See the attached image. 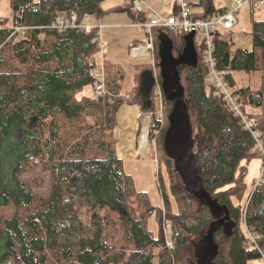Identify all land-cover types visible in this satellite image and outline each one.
Here are the masks:
<instances>
[{"label":"trees","instance_id":"trees-1","mask_svg":"<svg viewBox=\"0 0 264 264\" xmlns=\"http://www.w3.org/2000/svg\"><path fill=\"white\" fill-rule=\"evenodd\" d=\"M104 1L11 0V24L0 18V264H197L189 255L197 252L216 219L208 205L185 189L166 153L173 102L162 90L163 117L157 115L160 73L148 103L144 74L154 72L151 64H136L129 90L120 63L105 58L103 80L96 76L102 49L98 30L86 32L81 26L84 15L100 20L109 12L125 11L134 22L146 18L131 3L106 10ZM191 6L200 8L195 12L200 17L226 8L216 7L215 0H197ZM73 13L78 26L53 25L57 17ZM160 32L173 40L175 56L182 52L186 35L154 29L158 66ZM252 37L251 49L234 48L217 32L214 55L240 98L261 108L250 116L264 129V18L252 20ZM195 44L198 65L178 67L189 121L193 129L197 126L194 154L206 190L237 223L231 235L222 227L215 231L219 253L214 261L249 264L261 253L250 245L247 229L259 235L264 251V182L253 192L246 182L247 164L260 154L251 133L213 93L209 67ZM235 72L256 73L259 84L237 87ZM89 86L96 92L85 94ZM124 104L153 113L150 137L160 143L164 155L159 164L165 163L169 178L167 189L160 172L163 207L136 189L117 153L114 129ZM154 214L157 235L148 228ZM166 220L172 223V246Z\"/></svg>","mask_w":264,"mask_h":264},{"label":"rangeland","instance_id":"rangeland-1","mask_svg":"<svg viewBox=\"0 0 264 264\" xmlns=\"http://www.w3.org/2000/svg\"><path fill=\"white\" fill-rule=\"evenodd\" d=\"M147 5L151 9H159L163 13H168L169 8L166 7L163 0H145ZM192 3L197 2V0H188ZM232 0H215L216 7H231ZM193 7V6H192ZM197 11L195 7H193V12ZM13 11L11 8V0H0V18L3 20H7L8 23L11 24ZM92 17V16H91ZM237 22L231 29H220L219 35L231 41L235 47H243L251 49L253 47V37H252V20L257 18H264V5L255 2H246L236 14ZM98 21L95 17L90 19V24H92V30L97 29L99 35V44L101 45V25H94L92 22ZM91 30V31H92ZM138 33L143 36V41L146 40V33L142 30L137 29ZM116 41V42H115ZM197 41L200 42V34L197 35ZM106 43V44H105ZM103 51L106 52L109 47L108 42H104ZM111 44L113 45L112 49L120 48V41L116 38V40L112 41ZM140 45V44H138ZM200 48V45L198 46ZM102 54V51H101ZM99 55V57L101 56ZM152 61H154V74L158 75L160 73V68L158 66V58H157V50L155 44V52L153 56H151ZM151 59L144 60V63L151 64ZM133 59L127 57L125 62L122 63L123 68L126 72V80H125V89L129 90L132 87V76L135 69L133 65ZM97 72H100L104 76L103 67L97 65ZM258 74L254 73H245V72H235L234 78L236 80V86H257L259 84ZM103 79V77H101ZM159 79V77H158ZM162 84L158 81L157 90L160 91L162 89ZM145 90V97L147 98V103L149 102V90L147 87H144ZM96 92L92 86L85 88L84 93L93 94ZM83 93L79 94L81 96ZM159 94V93H158ZM137 106V105H135ZM134 104H124L120 107L117 113V126L114 129V138L116 140V150L117 153L122 157L124 161V169L125 171L133 177L135 187L139 191H144L148 193L150 196L153 204L163 207V192L161 188L160 182V172L162 178L164 179V183L168 189L169 178L167 174V169L165 163H160L158 158H161L160 155H164L160 143L158 140L153 139L150 137V128L152 123V116L153 113L151 111H145L140 108V106L135 107ZM131 110H134L136 113H131ZM156 110L158 111V116L163 117V101L161 100V96H157L156 98ZM134 116L138 117V133L135 135V130L133 131L131 126H128L129 122L134 120ZM148 120V122H147ZM147 125V146L144 148L142 145L143 142V135L145 132V128ZM192 130H196L197 126L194 124L191 125ZM142 149V150H141ZM262 166V159L261 156H255L248 164V174L246 177V182L248 185V190H252L253 184L256 182L260 175ZM250 197V196H249ZM171 200L174 205L175 200L171 197ZM176 209V206H175ZM148 228L154 234L157 235L158 233V220L156 215H152L148 221ZM247 229V228H246ZM165 231L167 234L168 245L172 246V223L170 220L165 221ZM247 233V232H246ZM251 245V244H250ZM190 258L194 261H198L196 253H190ZM198 264V263H197ZM249 264H264V259H256L251 260Z\"/></svg>","mask_w":264,"mask_h":264},{"label":"built area","instance_id":"built-area-1","mask_svg":"<svg viewBox=\"0 0 264 264\" xmlns=\"http://www.w3.org/2000/svg\"><path fill=\"white\" fill-rule=\"evenodd\" d=\"M264 5V0H232L231 7H226L223 12L208 17L197 16L192 9L188 0H164L166 5L177 4V11L170 14H162L155 9H151L145 0H131V9L136 13L146 14L145 19L135 22L142 31L146 33L145 44L135 47L136 55L151 57L155 52V39L153 31L155 28H165L172 31L183 32L188 34L195 31V42L200 45L202 52V60L209 67L207 82L213 89L215 95L221 96L226 102L230 110L239 118L240 124L248 130L255 140V148L259 152L262 159L261 171L258 179L253 184L252 192L256 187L264 182V129L257 126L256 122L251 118L252 113L260 112L261 108L244 102L239 94L235 92L228 78L226 70H220L216 66L215 59V41L214 37L219 30L231 29L237 22L236 14L246 2H255ZM91 15L85 14L83 23H81L86 32H91L92 24H90ZM54 26L60 29L69 26H78V16L71 14L69 16L58 17ZM21 28L19 27L18 30ZM200 34V42L197 41V35ZM99 37V35H98ZM103 43L101 42V46ZM101 78L103 74L96 73ZM103 80V79H101ZM101 92L97 91V95ZM162 95V89L158 92ZM128 97V95H126ZM249 243L252 247H256L261 253V259H264V251L258 244L259 235L249 229L246 230Z\"/></svg>","mask_w":264,"mask_h":264},{"label":"water","instance_id":"water-1","mask_svg":"<svg viewBox=\"0 0 264 264\" xmlns=\"http://www.w3.org/2000/svg\"><path fill=\"white\" fill-rule=\"evenodd\" d=\"M159 67L162 78V90L167 99L173 102L169 114V127L164 137L166 153L174 159L185 189L208 205L216 219L211 223L202 242L197 248L198 264H217L214 258L219 253V245L214 240L215 231L222 227L226 235H231L237 223L231 218L226 206L214 199L204 186L199 166L194 154L193 130L189 121L187 105L184 100V87L181 83L178 67L180 65L197 66L198 51L195 44V31L185 35V46L177 56L173 53V40L165 33H159ZM155 81L151 71L144 74V87L150 91ZM103 83L98 84L102 88Z\"/></svg>","mask_w":264,"mask_h":264},{"label":"crops","instance_id":"crops-1","mask_svg":"<svg viewBox=\"0 0 264 264\" xmlns=\"http://www.w3.org/2000/svg\"><path fill=\"white\" fill-rule=\"evenodd\" d=\"M163 2H164V0H163ZM130 3H131V0H105L102 3V6L106 10H111L113 8L120 6V5H126V4H130ZM164 4H165V2H164ZM176 5H177L176 3H174V5H171V6L166 5V7L169 8L168 13H163L161 10L156 9V8H155V10H157L158 12H160L162 14L167 15V14H170V13L175 11V9L177 8ZM192 9H193V7H192ZM195 9L197 11L200 10V8H195ZM195 12L196 11L194 10V13ZM92 18H93V16L91 17V19ZM92 23L94 25H101L102 26L101 34H100L101 42L103 43L102 47L106 44V43L104 44L105 41H107L108 45H109V47L107 48L108 50H106V52H104L103 48H102V54L100 57H98V65L100 64V66H102L103 60L105 58H107L113 62L120 63L122 65V63L125 62L127 57H129L130 59H133V61H134L133 65L135 66L133 76H132V80H133L134 73L137 71L136 64L143 63L144 60H146V59H151V57L136 55L137 51L135 50V47L138 44H145V42L144 43L140 42V41H143V36H141L140 33H138V31H137V29H139V30H142V29H140L138 26L135 25V22L133 21L131 16L128 14V12H125V11L109 12L100 20L92 22ZM116 38L120 41L119 50L115 49V48L112 49L113 45L115 46L116 44H111V42L116 40ZM133 44H135V45H133ZM152 60L153 59H151V66H153V68H154L155 67L154 63H153L154 61H152ZM154 73L155 72H153V74ZM154 77H155V75H154ZM135 107H137V106H135ZM131 113L134 114L136 112H134V110H131ZM134 118L135 119L134 120L132 119V122L128 123V126H131L133 131L135 130V135H136L138 133L139 124H138V117L134 116ZM119 157H121V156L119 155Z\"/></svg>","mask_w":264,"mask_h":264},{"label":"bare ground","instance_id":"bare-ground-1","mask_svg":"<svg viewBox=\"0 0 264 264\" xmlns=\"http://www.w3.org/2000/svg\"><path fill=\"white\" fill-rule=\"evenodd\" d=\"M58 18V17H57ZM56 18V19H57ZM148 122V120H147ZM142 145L144 146V148H146L147 146V125H146V128H145V132H144V135H143V142H142ZM142 150V149H141Z\"/></svg>","mask_w":264,"mask_h":264}]
</instances>
